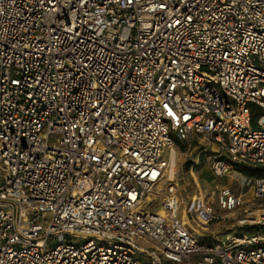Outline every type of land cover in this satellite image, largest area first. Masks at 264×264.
<instances>
[{
  "label": "built area",
  "instance_id": "built-area-1",
  "mask_svg": "<svg viewBox=\"0 0 264 264\" xmlns=\"http://www.w3.org/2000/svg\"><path fill=\"white\" fill-rule=\"evenodd\" d=\"M199 134L217 177L264 166V0H0V264H264V217L206 242L173 184L147 207Z\"/></svg>",
  "mask_w": 264,
  "mask_h": 264
},
{
  "label": "rangeland",
  "instance_id": "rangeland-1",
  "mask_svg": "<svg viewBox=\"0 0 264 264\" xmlns=\"http://www.w3.org/2000/svg\"><path fill=\"white\" fill-rule=\"evenodd\" d=\"M174 149L177 156L176 162L171 159V167L175 168V177L170 182V167L168 177L166 175L152 191L146 205L153 213L162 208L163 196L171 183L181 201L179 220L185 221L188 229L203 241L219 242L229 235L252 234L261 227L256 221L264 217V196L256 195L248 180L258 177L244 175L243 169L247 167L226 176H215L209 169V161L216 155L217 145L202 134L189 142L177 140ZM258 168L264 169V166L252 169ZM223 189H229L240 198V205L224 208L220 202ZM138 257L144 258L143 255ZM181 264H196L195 257L185 259Z\"/></svg>",
  "mask_w": 264,
  "mask_h": 264
},
{
  "label": "trees",
  "instance_id": "trees-1",
  "mask_svg": "<svg viewBox=\"0 0 264 264\" xmlns=\"http://www.w3.org/2000/svg\"><path fill=\"white\" fill-rule=\"evenodd\" d=\"M258 114V113H257ZM257 114L253 115V128H256L255 120L257 118ZM243 173L245 176L248 177H263L264 176V169L258 168V169H252L250 167H247L243 169ZM255 232V230L252 231V234Z\"/></svg>",
  "mask_w": 264,
  "mask_h": 264
},
{
  "label": "bare ground",
  "instance_id": "bare-ground-1",
  "mask_svg": "<svg viewBox=\"0 0 264 264\" xmlns=\"http://www.w3.org/2000/svg\"><path fill=\"white\" fill-rule=\"evenodd\" d=\"M176 156H177V152L175 151V149L173 150V154H172V156H171V159L174 161V162H176ZM174 177H175V168H173V167H171V169H170V179H174ZM160 210H162V209H160Z\"/></svg>",
  "mask_w": 264,
  "mask_h": 264
}]
</instances>
